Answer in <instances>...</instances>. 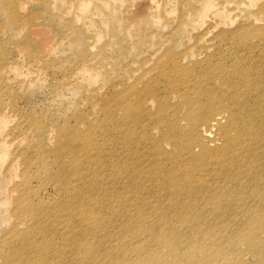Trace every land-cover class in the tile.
I'll use <instances>...</instances> for the list:
<instances>
[{"label":"bare ground","instance_id":"1","mask_svg":"<svg viewBox=\"0 0 264 264\" xmlns=\"http://www.w3.org/2000/svg\"><path fill=\"white\" fill-rule=\"evenodd\" d=\"M131 20L148 21L133 17ZM122 31L123 28L117 27L114 36ZM263 42L257 46L237 38L229 46V54L233 56H220L215 66L210 63L212 57L203 51L209 47L191 54L187 39L174 37L163 43L182 46L173 55L166 51L155 54L148 48L133 56L132 63L142 66L150 61L149 66L131 84L126 86L125 79L121 82L117 109L120 117L115 120L110 114L104 120L108 126L115 123L116 127L114 137L105 129L107 140L116 143L115 148L106 150L116 159L114 177L115 184L121 185V194L112 195L104 188L102 191L100 180H96L98 166L102 167L105 161L96 138L77 129L59 130L61 137L66 133L71 137L69 141L83 145L82 153L72 152L71 163L82 183L89 185L70 196L68 206L56 209L65 219L57 221L53 217L51 222H56V226L44 229L54 235L53 243L46 242L45 235L38 238L40 221H31L48 208L41 206L30 212L37 204L26 205L19 197L13 198L12 213L23 223L30 212V227L19 229L17 224L13 225L10 239L6 244L1 240L0 246L23 244L27 264H102L107 251H93L90 239L92 235H103L107 232L105 228L114 224L108 217L104 219L103 213L93 211L97 206L103 209L98 197L107 192L102 211H111L112 201L118 199L124 210L119 206L114 211L118 214L117 210L122 209L119 215L124 217L130 218L133 212L143 217L191 216L198 219L200 226L208 219L213 220L212 227L217 230V235L207 226L191 235L164 231L150 236L145 230H137L133 233L141 244L134 250L135 258H128L133 249L115 250L120 264H142L145 260L142 245L148 238L161 249L168 247L174 253L182 249L183 258L174 256L172 264H246L243 261L246 252L254 257V264H263L264 222L260 221L264 218ZM201 51L206 58L198 61ZM121 73L123 77V66ZM107 124H103V129ZM214 136L220 140L217 146L210 144ZM6 156L4 151L2 157ZM90 166L95 167L94 172L89 170ZM59 188L68 189V183L60 181ZM90 193L96 196L90 197ZM74 207L83 211V217L73 219ZM245 217L249 222L244 221ZM121 233L119 230L117 234ZM190 250L200 256L194 257ZM16 254L21 256L17 249ZM52 258L55 260L51 261ZM105 260L115 264L118 258ZM150 264H159V257L151 255Z\"/></svg>","mask_w":264,"mask_h":264},{"label":"rangeland","instance_id":"2","mask_svg":"<svg viewBox=\"0 0 264 264\" xmlns=\"http://www.w3.org/2000/svg\"><path fill=\"white\" fill-rule=\"evenodd\" d=\"M263 10L264 0H0V241L6 244L13 225L17 224L19 229L30 227V212L46 206L47 215L34 216L31 221H40L37 237L45 235L46 242L53 243L54 235L44 229L56 226V222H51L53 217L57 221L65 219L56 209L68 206V198L89 185L82 183L71 163L72 152L82 153L83 145L69 141L71 137L66 133L61 137L59 130L77 129L96 138L105 158L102 167L98 166L96 180H100L102 191L121 194V185L115 184L116 159L106 150L115 148L116 143L107 140L105 129L114 137L116 127L115 123L108 126L104 120L110 114L115 120L120 117L117 109L121 82L125 79L126 86L131 84L149 66L150 61L142 66L132 63L133 56L148 48L155 54L166 51L173 55L182 46L163 43L174 37L187 39L191 54L209 47L203 51L212 57L210 63L215 66L220 56H233L229 54V46L237 38L261 44ZM131 17L148 21L132 23ZM117 27L123 31L114 36ZM205 58L199 52L198 61ZM134 69L138 70L133 72ZM103 124H107L104 129ZM212 139L210 144L220 143L218 136ZM89 170L94 172L95 167L90 166ZM62 180L68 183V189L59 188ZM106 194L98 197L103 209L97 206L93 211L103 213L104 219L108 217L115 225L109 224L107 232L90 239L93 251H107L102 264H111L105 259L112 256L118 258L115 264H120L115 250L124 247L128 251L133 249L128 258L134 259V250L141 244L133 233L137 230H145L148 236L164 231L191 235L210 226L217 235L214 221L208 218L200 226L198 219L191 216L143 217L133 211L130 218L121 216L119 212L124 205L118 199L112 201L111 211H102L106 207ZM15 197L26 205L37 204L29 209L23 223L12 213ZM114 207L122 209L116 214ZM73 213V219L84 214L78 207H74ZM244 221L249 219L245 217ZM260 221L264 222V218ZM119 230L121 234H117ZM16 244L0 246V264L29 262L24 258L23 244ZM142 246H145L142 264H150L151 255L159 257V264L174 263V256L183 258L181 248L178 247L177 253L168 247L161 249L150 238ZM190 253L200 256L195 250ZM10 256L13 257L7 260ZM243 261L256 263L247 252Z\"/></svg>","mask_w":264,"mask_h":264}]
</instances>
